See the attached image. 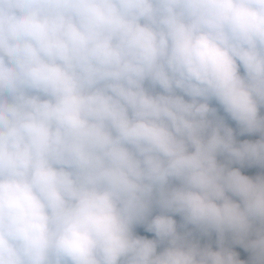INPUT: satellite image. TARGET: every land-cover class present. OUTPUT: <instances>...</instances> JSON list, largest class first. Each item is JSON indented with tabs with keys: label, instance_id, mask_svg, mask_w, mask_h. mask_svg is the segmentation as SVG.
Returning a JSON list of instances; mask_svg holds the SVG:
<instances>
[{
	"label": "clouds",
	"instance_id": "obj_1",
	"mask_svg": "<svg viewBox=\"0 0 264 264\" xmlns=\"http://www.w3.org/2000/svg\"><path fill=\"white\" fill-rule=\"evenodd\" d=\"M0 264H264V0H0Z\"/></svg>",
	"mask_w": 264,
	"mask_h": 264
}]
</instances>
